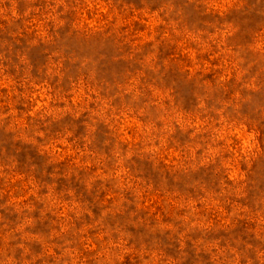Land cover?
<instances>
[{
    "label": "clouds",
    "instance_id": "clouds-1",
    "mask_svg": "<svg viewBox=\"0 0 264 264\" xmlns=\"http://www.w3.org/2000/svg\"><path fill=\"white\" fill-rule=\"evenodd\" d=\"M0 264H264V0H0Z\"/></svg>",
    "mask_w": 264,
    "mask_h": 264
}]
</instances>
